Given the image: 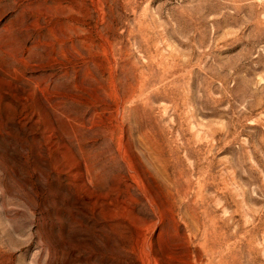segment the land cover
I'll use <instances>...</instances> for the list:
<instances>
[{"label":"rangeland","instance_id":"374dc122","mask_svg":"<svg viewBox=\"0 0 264 264\" xmlns=\"http://www.w3.org/2000/svg\"><path fill=\"white\" fill-rule=\"evenodd\" d=\"M0 264H264V0H0Z\"/></svg>","mask_w":264,"mask_h":264}]
</instances>
